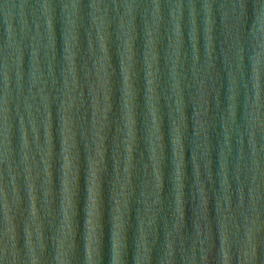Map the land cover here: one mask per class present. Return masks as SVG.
<instances>
[{
	"label": "clouds",
	"instance_id": "obj_1",
	"mask_svg": "<svg viewBox=\"0 0 264 264\" xmlns=\"http://www.w3.org/2000/svg\"><path fill=\"white\" fill-rule=\"evenodd\" d=\"M57 6L61 9L60 32H66L62 49V58L66 63L61 68L59 81L53 65ZM31 7L42 10L49 37L48 47L53 49V56L49 57L48 75L45 77L38 66V50L33 48L31 52L32 74L28 99L33 103L26 102L25 107L32 120L33 132H37L34 107L37 112L40 107L43 108L45 125L43 144L37 134L35 152L30 149L26 137L22 141L21 160L25 165L31 199L29 222L24 228L27 264H42L48 241L54 251L53 264H72L80 227L82 155L86 185L83 229L79 233L83 244L82 264H104V177L108 172L109 155L106 142L113 128L111 114L114 109L118 110L119 115L115 121L111 153L113 174L108 182L111 225L108 264H129V229L133 221L132 264H152L151 244L159 235L161 222L164 252L159 264H175L177 242L185 264H197L198 245L200 264H209L213 249L215 264H255L258 234L264 230L261 215V202L264 201V193L261 192L264 185V161L261 157V141H264V92L261 90L264 0H252L251 9L259 28L253 26L251 31L246 30L249 0H88L90 28L86 35L91 67L85 64L83 79L78 74L76 63L80 51L78 20L83 19V0H35V4L31 0H0V20L6 26L9 41L15 33L14 21L17 16L21 31L27 34V10ZM141 8H144V15L141 16L143 28L138 31L137 10ZM149 9L151 21L147 18ZM165 9L169 18L167 22ZM185 9L189 22L190 48L187 49L182 25ZM113 11L116 17L111 15ZM198 17L202 24V50ZM217 17L224 37L222 40L216 34ZM116 19L118 23L113 33L111 29ZM34 22L39 35V18H35ZM162 24L171 26L165 27L163 53L160 48ZM114 57L118 65L114 63ZM4 67L6 70V62ZM246 67L252 88L249 89L248 82H244L241 99V81H244ZM222 71L226 77V88ZM117 74L119 88L114 90L113 77ZM141 79L142 87L138 86ZM4 85V95L0 99V128L3 135L0 163L7 162L10 156L6 71ZM222 88H225L223 102ZM117 91L118 96L114 101ZM210 97L214 99L218 113L211 120ZM141 101L144 112L142 119L138 116ZM37 103L40 107L36 106ZM53 104L56 106L55 137ZM89 110L90 121L86 118ZM23 123L21 118V126ZM217 128V141L213 145L211 133ZM141 139L144 142V149L140 153L144 161L143 175L137 176L134 183V154ZM121 148L123 157L120 155ZM187 151L191 153L189 187L193 200L191 255L184 248V230L188 223L185 212L188 203L185 199L186 181L189 178ZM169 159L171 167L167 173L168 190L165 194V165ZM201 160L205 173L203 178ZM9 167L11 170V165ZM37 178H42L40 208L37 206L34 183ZM206 181L218 185L212 196L213 207H210ZM4 210L7 220L6 199ZM165 211L171 218V225L168 217L161 221ZM46 222L47 227L52 229L50 236H46ZM230 223L237 232L243 230L238 241L233 238ZM8 232L13 233L11 256L8 245L4 244L0 247V264H17L19 250L14 229L9 227ZM34 234L39 254L33 242Z\"/></svg>",
	"mask_w": 264,
	"mask_h": 264
},
{
	"label": "water",
	"instance_id": "obj_2",
	"mask_svg": "<svg viewBox=\"0 0 264 264\" xmlns=\"http://www.w3.org/2000/svg\"><path fill=\"white\" fill-rule=\"evenodd\" d=\"M33 4H35V0H31ZM84 8L81 13L83 16L82 20H78V35H79V53L77 56V68H78V74L80 75L81 79H83V72H84V66L87 63L88 67H91V60L89 58V53L87 51V35L86 31L90 28V17L88 16L89 9L87 7L88 0H83ZM251 3L252 0H249V17L246 22V30L251 31L252 27L255 26L257 29L259 28V24L255 19V15L253 14V11L251 9ZM122 11V10H121ZM165 14V21L169 19L167 16V9L164 10ZM55 15L57 17V24H56V47H55V59L53 60V65L55 69V74L57 77V80L59 81L61 79L60 77V71L63 66H65V61L63 60V37L66 34L60 32L61 25L59 23V19L61 17V9L59 6L55 9ZM113 17H116V12L113 11L111 13ZM144 15V8L137 10V30L141 31L143 28V25L141 23V16ZM35 18H39L41 27L39 29V35H37V29L35 26ZM147 18L149 21H151V9L147 12ZM27 20H28V28L25 30L26 35L21 31V24L19 21V16H17L16 20L14 21V29L15 33L12 37V40L9 41L6 26L3 24L2 20H0V99L3 98L4 95V75L5 71L7 72L8 76V90H9V96H8V118H9V149H10V156L7 162L0 163V247H3L4 244H7L9 247V256H11V244H12V237L13 233L8 232V228L12 227L14 229L15 234V241H16V247L19 250V260L17 261V264H27V248H26V235L24 232L25 224L29 222L30 217V207H31V199L28 193V187H27V174L24 171L25 165L23 164L21 157H22V141L26 137L29 141L30 149L35 152V145H36V136L37 134L40 137V142L43 144L44 140V115H43V108L40 107L37 103V107H40V111H36V108L33 109V115L35 117L36 126H37V132H33V125L32 120L29 118L26 110V102L27 103H33L32 100L28 99L29 97V87H30V77L32 74V64H31V52L33 48L38 50L37 54V60L39 62V69L42 73L45 74V77L48 75V65H49V57L53 56V49H50L48 47L49 44V37L47 32V27L44 22L43 16H42V10L38 7H31L27 10ZM118 23V19L114 20L112 31L115 32L116 24ZM198 30H199V39H200V46L202 50L203 46V36H202V24L200 22V18L198 17ZM183 25V33H184V39H185V48H190V42L188 39V31H189V22H188V14L187 9H185L184 12V18L182 21ZM170 28V24H162L160 35L162 37V43L160 45L161 52L163 53L164 50V44L166 43V33H165V27ZM217 37L219 40H222L224 37L222 35L221 29L219 27V17H217ZM93 39H96L95 31L93 30ZM114 39V35H113ZM140 41H138V47H139ZM218 50V49H217ZM19 58V59H18ZM7 63V69L5 70L4 64ZM114 63H117L118 60L114 57ZM190 63V61H189ZM219 64V62H218ZM245 65H248V59L247 56L245 57ZM163 66V61H162ZM222 68V65H219ZM18 74H19V80H18ZM221 76L224 79V84L226 88V77L223 71L221 72ZM248 82L249 89L252 88V85L250 83V73L248 68L246 67L245 70V76L244 81H241V99H243V83ZM138 86H143L142 79L138 82ZM113 87L114 90L119 88V74L117 76L113 77ZM49 88L51 89V82L49 81ZM225 88L221 89V100L224 101V93ZM261 90L264 92V69H262L261 74ZM35 91V89L33 90ZM53 94H55L53 92ZM254 94V93H253ZM85 95H87V89L85 88ZM116 96H118V91L116 95H114L113 100H116ZM38 100V98H37ZM209 107H210V120L211 117L218 115L217 110L215 108V101L212 97L209 98ZM83 111V110H81ZM166 111V109H165ZM190 111V110H189ZM52 112H53V133L54 137L57 132L56 128V106L55 104L52 105ZM118 110L114 109L113 113L111 114V118L114 121L113 128L110 130L109 133V140L106 142L107 146L109 148V155H108V172L105 174L104 180H105V246H104V254H105V262L104 264H108V250L110 247V222H109V207H108V182L110 181L112 177V159H111V153L113 151V137L115 135L114 128H115V121L118 119ZM144 112H143V103L141 101V107L138 109V116L139 118H143ZM190 115V112H189ZM21 118H23V126H21ZM89 121L91 118V112L89 110L87 117ZM2 123V122H0ZM167 123V121L165 122ZM165 125V130H166ZM218 128L215 131H212L211 133V139L213 145L216 144L217 141V132ZM143 128L141 125L140 128V134L142 136ZM3 140L2 135V128H0V141ZM82 144V141H81ZM245 144L247 146V141H245ZM59 148V145L57 144V149ZM144 149V142L143 139H141L139 147L137 148L136 153L134 154V163L136 165V175H134V183L137 182L136 177L143 175V163L144 161L140 157V153ZM121 157H123V151L121 148L120 151ZM170 155V154H169ZM146 156V154H145ZM190 157L191 153L190 151L186 152V159L189 161L187 166V171L189 172V178L186 181V190H185V199L187 200L185 212H186V221L187 227L184 230V235L186 237L184 248L188 255H191V242L194 238V229L191 226L190 217L192 216V209H193V200H192V194H191V188L189 187L191 184V163H190ZM261 157L262 161H264V141H261ZM37 159L39 157L37 156ZM81 176H80V227L78 230L77 235V248L74 251L72 264H82V258H83V244L80 240V231L83 229V202L86 198V185H85V176H84V167H85V161L83 160L84 157L82 155L81 157ZM11 165V170L10 166ZM123 167V162L121 161V169ZM170 159L166 161L165 165V174H166V180H165V194H167L168 190V183H167V173L170 170ZM216 166L214 164L213 171L215 173ZM201 172H202V178L204 177V168H203V161L201 160ZM33 173H35V169H33ZM15 178V179H14ZM35 186H36V195H37V206L40 208L41 206V193H42V178H37L35 180ZM206 183V189L208 190L209 197H210V207L214 206V201L212 200V196L218 185H214L211 183ZM233 188H235V185H233ZM261 192L264 193V185L261 187ZM245 194H246V203H247V186L245 187ZM5 199L8 203V219L5 218V210H4V202ZM236 203V196L233 195V204L235 206ZM133 208H135V204L132 205ZM165 208L167 209V203L165 205ZM214 215V210H213ZM261 215L262 219H264V201L261 202ZM168 217L169 218V225H171L172 221L167 211L162 214L161 221L163 218ZM134 220V218H133ZM230 229H232L233 232V238L237 241L242 237L243 230L241 229L239 232H237L231 223L229 224ZM34 227V226H33ZM52 233V229L50 227H47L46 222V236H50ZM135 233V222L133 221L132 225L129 229V236H130V250H129V264H132L131 262V245H132V239L131 237ZM149 240H152V237H149ZM258 246L256 250V261L255 264H264V230H262L258 234ZM33 242L34 245H37V252L39 254V247L37 238L35 237V234L33 235ZM48 247L46 251L42 255V264H53V256L54 251L51 247V242L48 241ZM218 245V240H217ZM152 247V264H159L160 259L163 256L164 252V235H163V223L161 222L159 235L157 236L155 243L151 244ZM199 245L197 246V264H200V251H199ZM233 251H235V246L233 248ZM176 261L175 264H185V262L182 259V253L180 251L179 242H177L176 245V251H175ZM215 249L210 253L209 256V264H215Z\"/></svg>",
	"mask_w": 264,
	"mask_h": 264
}]
</instances>
